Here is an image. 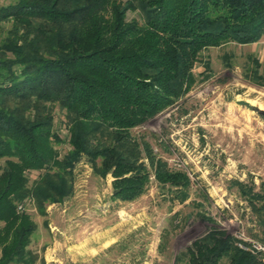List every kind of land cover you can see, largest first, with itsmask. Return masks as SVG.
<instances>
[{"label": "trees", "instance_id": "obj_1", "mask_svg": "<svg viewBox=\"0 0 264 264\" xmlns=\"http://www.w3.org/2000/svg\"><path fill=\"white\" fill-rule=\"evenodd\" d=\"M142 13V23L127 18ZM0 264H32L37 223L19 211L33 198L74 192L83 156L102 176L116 177L124 200L145 191L148 175L131 129L189 92L199 53L227 41L264 36V0H11L0 5ZM253 62L258 60L253 58ZM258 78H263L256 73ZM64 111L71 148L55 128ZM146 156L154 163L148 143ZM4 158V165L1 160ZM41 171L29 186L28 171ZM161 182L189 185L182 171L157 160ZM264 226V202L253 204ZM239 242L244 246H239ZM214 225L177 257L185 264H264V249Z\"/></svg>", "mask_w": 264, "mask_h": 264}, {"label": "rangeland", "instance_id": "obj_2", "mask_svg": "<svg viewBox=\"0 0 264 264\" xmlns=\"http://www.w3.org/2000/svg\"><path fill=\"white\" fill-rule=\"evenodd\" d=\"M127 18L143 20L132 9ZM193 71L197 80L189 92L131 129L148 175L141 195L117 196L112 172L102 176L83 156L74 168L72 195L48 201L44 212L33 198L21 202L18 210L37 223L28 246L38 256L32 264H185L177 257L214 225L248 247L264 246V226L253 208L264 202V36L209 46ZM55 113L63 156L71 148L70 133L64 111L56 107ZM160 159L170 171L184 172L189 185L161 182ZM40 172L28 171L29 186Z\"/></svg>", "mask_w": 264, "mask_h": 264}, {"label": "built area", "instance_id": "obj_3", "mask_svg": "<svg viewBox=\"0 0 264 264\" xmlns=\"http://www.w3.org/2000/svg\"><path fill=\"white\" fill-rule=\"evenodd\" d=\"M19 209H23L24 208V205L23 203L19 204ZM241 246H244L243 244H241ZM257 249H264V246H255Z\"/></svg>", "mask_w": 264, "mask_h": 264}, {"label": "bare ground", "instance_id": "obj_4", "mask_svg": "<svg viewBox=\"0 0 264 264\" xmlns=\"http://www.w3.org/2000/svg\"><path fill=\"white\" fill-rule=\"evenodd\" d=\"M260 103V102H259ZM261 109H264V104H261Z\"/></svg>", "mask_w": 264, "mask_h": 264}]
</instances>
